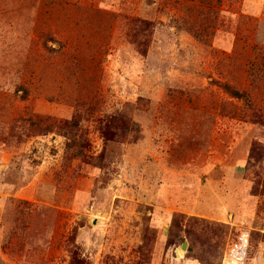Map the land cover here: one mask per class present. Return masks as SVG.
Instances as JSON below:
<instances>
[{"label": "rangeland", "instance_id": "1", "mask_svg": "<svg viewBox=\"0 0 264 264\" xmlns=\"http://www.w3.org/2000/svg\"><path fill=\"white\" fill-rule=\"evenodd\" d=\"M0 264H264V0H0Z\"/></svg>", "mask_w": 264, "mask_h": 264}, {"label": "trees", "instance_id": "2", "mask_svg": "<svg viewBox=\"0 0 264 264\" xmlns=\"http://www.w3.org/2000/svg\"><path fill=\"white\" fill-rule=\"evenodd\" d=\"M220 89H222L230 97L242 100L244 103L247 102V97L244 92L239 91L238 89L228 85V84H218Z\"/></svg>", "mask_w": 264, "mask_h": 264}, {"label": "water", "instance_id": "3", "mask_svg": "<svg viewBox=\"0 0 264 264\" xmlns=\"http://www.w3.org/2000/svg\"><path fill=\"white\" fill-rule=\"evenodd\" d=\"M186 248H187V243L183 241L179 247L180 254L183 253L186 250Z\"/></svg>", "mask_w": 264, "mask_h": 264}, {"label": "bare ground", "instance_id": "4", "mask_svg": "<svg viewBox=\"0 0 264 264\" xmlns=\"http://www.w3.org/2000/svg\"><path fill=\"white\" fill-rule=\"evenodd\" d=\"M180 253V252H179ZM182 254V253H181ZM180 256V255H179Z\"/></svg>", "mask_w": 264, "mask_h": 264}]
</instances>
